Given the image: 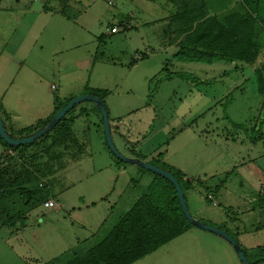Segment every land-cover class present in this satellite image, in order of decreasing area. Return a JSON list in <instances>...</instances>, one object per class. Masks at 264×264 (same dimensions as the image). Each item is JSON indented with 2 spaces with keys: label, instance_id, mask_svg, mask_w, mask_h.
Returning <instances> with one entry per match:
<instances>
[{
  "label": "rangeland",
  "instance_id": "374dc122",
  "mask_svg": "<svg viewBox=\"0 0 264 264\" xmlns=\"http://www.w3.org/2000/svg\"><path fill=\"white\" fill-rule=\"evenodd\" d=\"M236 2L241 7L239 12H256L259 19L258 57L253 63L256 69L227 61L218 66L177 61L174 55L178 49L164 20L170 14V7L163 6L162 0H72L69 8L72 24L68 26L72 37L66 42L73 41L74 45L78 42L81 46L65 50L68 57L98 53L100 59L94 68L88 69V74L91 81L106 84V89L112 92L106 100L111 101L112 116L121 117L120 127L113 131L118 151L123 156L134 154L156 165L160 162L159 155L168 151L169 160L182 164L188 161L201 178L208 177L209 188L224 186V200L218 197L209 201L207 195L213 191L208 193L205 187L189 190L187 201L197 220L226 228L231 234L236 232L231 209L251 206V198L245 204L243 200L260 192L264 185V162H254L260 137L264 135V93L260 76L264 67L258 62L264 61V5L260 6L264 0H231L234 6ZM122 22L129 25V30L121 26L119 33H109L108 29ZM55 24L56 29L64 30L58 21ZM102 34H105L103 38L98 39ZM173 73L199 77L201 84L183 80ZM81 110L90 115L80 118L75 128L84 153L80 159L70 157L58 162L59 170L47 178L49 181L42 179L17 154L6 151L0 156L1 169L21 178L36 177L38 180L28 184V189L41 193L43 188H48L44 194L54 197L62 206L57 212L39 205L25 215L20 211L26 203L23 196L16 194L0 202V210L15 213L23 223L26 218L31 229L23 236L14 235L15 230L13 233L9 229L0 230V264H49L68 252H79L81 245L77 240H91L104 221H107L104 229H109L128 211V200L121 202L119 191L123 196L122 188L125 190L130 185L127 182L131 177L137 181L139 194L134 193L137 199L147 191L152 172L125 162L120 163L121 168L135 169L137 176L121 177L118 190L115 188V168L108 169L106 164L117 163V158L108 146L102 114L90 101L76 106L77 112ZM96 113L97 127L94 125ZM227 136L239 140L244 158L249 155L247 166L228 176L224 155L229 156L231 151L224 145L220 149L215 147V142L220 144V139ZM254 146L258 148L253 151ZM245 147L249 148L248 152ZM114 189L117 191L113 192ZM131 194L127 192L123 197ZM39 198L38 202L44 204L46 196ZM258 198L253 201L254 205L260 201ZM137 199L134 201L132 196L130 201ZM111 207L114 213L108 211ZM32 223L35 227H31ZM255 250L248 252L255 254ZM134 264L243 263L228 241L193 226Z\"/></svg>",
  "mask_w": 264,
  "mask_h": 264
},
{
  "label": "crops",
  "instance_id": "0c3cea01",
  "mask_svg": "<svg viewBox=\"0 0 264 264\" xmlns=\"http://www.w3.org/2000/svg\"><path fill=\"white\" fill-rule=\"evenodd\" d=\"M71 2L72 0H0V106L6 112L9 124L14 131H19L39 121L47 120L55 113L59 104L64 103L70 97H77L85 94L86 88L109 91L108 98L112 93L110 90L106 89V87H108L106 84H96V82L91 81L90 75L88 74V69L92 66L94 68L97 60L100 59L98 58V53L95 52V54L88 53L82 56L68 57V52H65V50L67 51L74 46H81L78 42H75V45L73 41L69 43L66 42L67 39L72 37L68 31V26L71 23L70 20L73 17L69 11ZM162 4L163 6L170 7V14L165 17L164 20L168 24L167 32L171 34V40H174L178 51L181 46L185 44L187 35L192 33L181 32V30L187 27L189 21L191 22L193 19L199 18L201 12L206 14V18H214L222 23H224L225 19L231 14L246 13L239 12L241 11V7L237 6L238 2H236L234 6L231 0H162ZM260 4V6H263L264 2ZM182 13H185V15L181 16ZM55 21H58L64 30H61V28L56 29L57 26ZM199 23L200 21L195 22L194 28ZM134 25L136 24L134 23ZM258 29L259 26L257 25V33H259ZM104 35L105 34H102L98 39L103 38ZM80 36L85 38L83 34ZM258 60H260V58ZM221 62L204 64L218 66L222 64ZM258 62L259 65L261 63L264 67V61ZM184 63L194 64L202 62ZM253 68L256 69L255 67ZM260 76L262 77L261 85L264 93V73ZM87 79L88 81L86 83ZM202 81L207 82L208 80ZM198 84L201 83L199 82ZM53 87H55V89H53ZM107 97L105 98V104L109 112L112 136H114V129L118 130L121 125V117L118 116L116 118L112 116L113 107L110 108L111 101L109 105L107 102L108 100H106ZM82 112L83 110L79 112L76 111L75 115H79ZM89 116L90 115L86 116L85 114H81L74 122V132L79 141L80 139L75 131L77 122L80 118H89ZM95 116L96 123L94 125L97 127L99 117L97 113ZM238 142L239 140L231 138L230 136L220 139V144L215 142V147L218 146L220 149V147L224 145L231 151L229 156L226 157L224 155V162L227 167L226 173H228L227 176L230 174L233 175L237 169L247 166L248 164L246 158L249 157V155H247L246 158L243 157L242 149L244 148ZM246 147L245 152H248L246 149L249 148ZM252 148L254 151L258 146ZM0 153V156L6 153V149L1 142ZM128 157L141 159L134 154ZM169 158V152L166 151L163 155L161 154V157L158 159L161 163L173 166L175 169L179 170L184 175L185 180L192 183L193 190H200L207 187L208 193L213 191V195H207L209 201H215L214 199L218 197L224 200L223 194L226 192V188H222L224 186L214 190L209 188L207 186L209 178H201L200 173L195 172L194 167H192L188 161L182 164L184 162H174L173 160H169ZM254 159V162L257 164L259 161L260 164L264 162V139L260 140V146ZM112 163L106 164V168L110 169L113 166L115 168V174L117 176L115 182L116 189L121 177L127 176V178H129L131 175L137 176L135 169L134 171H130L129 169L121 168L118 162ZM132 178L133 177L127 182L130 185L127 186L125 190L122 188L124 193L123 196H125L127 192L132 194L128 198H124L119 191V197L122 199L121 202L125 203L126 200H128L126 205L128 211L141 197L137 199V195L134 194L137 190L132 182L134 180ZM151 181L152 179L150 182ZM116 189H114L113 192L118 190ZM132 196L134 197V201L137 199L136 202L130 201ZM257 197H259L258 199H260V201L257 202V205H254L253 201H256ZM237 198L241 200L240 197ZM249 198L252 199V202L250 201L251 206H248V208L239 206L234 208V210L231 209V213L235 218V235L238 236V240L248 251L257 249L258 247L264 248V185L260 188V192H254L251 196L247 195V199L243 200V204H245L246 201L248 202ZM49 199L53 200L57 205V207L52 210L58 212V210L62 208L61 204H58L54 197H49ZM112 208L113 207H111V209L108 208V211L110 212ZM112 212L114 213L115 211L112 210ZM106 224L107 221H104L99 227L97 226L98 231L91 240H77L79 242V247L81 245L80 251L87 250L94 243H97L104 232L108 233V231L116 225H113L109 229H104V225ZM33 226L34 223L31 224V227ZM2 229H9L12 233L13 230H15L14 235L18 236H23L25 233L31 231L29 226L12 229L5 227ZM96 230L97 228L94 232Z\"/></svg>",
  "mask_w": 264,
  "mask_h": 264
},
{
  "label": "trees",
  "instance_id": "16d2710c",
  "mask_svg": "<svg viewBox=\"0 0 264 264\" xmlns=\"http://www.w3.org/2000/svg\"><path fill=\"white\" fill-rule=\"evenodd\" d=\"M185 13H182L181 16ZM258 20L256 12L234 13L222 23L214 18H206V14L201 12L199 18L189 21L187 27L181 30V32L192 33L187 35L185 44L174 55L175 59L182 62L211 64L227 61L235 64L253 65L258 57L256 45ZM197 21L200 23L194 28ZM123 22L120 24L126 25L128 23V21L125 24ZM173 74L183 80H193L196 83L201 80L186 73ZM85 94L96 96L106 103L105 98L109 91L86 88ZM75 98L70 97L64 103L59 104L55 113L47 120L39 121L19 131L12 130L6 112L1 106L0 115L8 134L14 139H24L33 136L46 127L54 116ZM75 112L76 106L51 132L34 143L12 147L1 137L0 142L6 151L17 154L42 179L53 177L59 170L58 162L70 157L79 159L84 153L82 148L84 145L79 144L80 141L74 132V122L81 114L86 115L87 113L83 110L79 115H75ZM261 139H264V135L260 137ZM117 162L123 163L119 159ZM158 163L153 165L172 173L177 178L187 200L188 191L193 189L192 183L185 180L179 170L167 167L164 163ZM152 175L153 178L147 191L108 233L99 238L97 243L84 251L68 252L61 259L50 261L49 264H134L188 232L193 225L183 213L175 186L157 174L152 173ZM27 177L28 179L18 177L0 167V202L16 194L23 196L26 203L20 211L25 215L39 205L44 206L50 200L49 195L44 194L48 188H43L41 193L28 189L27 185L38 179ZM132 182L136 187L137 181L133 180ZM41 195L46 196L44 204L38 202ZM14 214L0 210V229L5 227L16 228L20 223H23ZM25 221L26 218H24L25 224L23 223L22 227L27 226V221ZM220 229L225 230L238 241L250 264H264L263 247H258L255 254L250 255L246 247L238 240L237 235L231 234L226 228Z\"/></svg>",
  "mask_w": 264,
  "mask_h": 264
},
{
  "label": "water",
  "instance_id": "95a60500",
  "mask_svg": "<svg viewBox=\"0 0 264 264\" xmlns=\"http://www.w3.org/2000/svg\"><path fill=\"white\" fill-rule=\"evenodd\" d=\"M85 101H90V102L95 103L97 105L99 111L101 112L102 118H103V123H104L105 136H106L108 146H109L111 152L114 154V156L117 159H119L122 162L133 164L137 167H140L142 169H145L147 171L155 173V174L167 179L168 181H170L176 188L177 195H178L179 202H180V205L182 207L183 213H184L185 217L187 218V220L191 223V225H193L194 227H197L199 229L209 231L211 233H214V234L222 237L223 239L228 241L234 247L237 255L239 256V258L243 264H250V262L248 261L246 255H245L244 250L242 249V247L240 246L238 241L233 236H231L225 230L207 225V224L197 220L192 215V213L190 212L184 191L182 189V186L179 183V181L177 180V178L172 173H170L164 169H161V168H159L153 164L147 163V162H145L139 158H132V157L123 156L118 151V149L116 148L114 141H113L111 122H110L108 109H107L104 101H102L100 98L93 96V95H89V94H83V95L77 96L70 103H68L65 107H63L54 116V118L50 121V123L46 127H44L42 130H40L39 132H37L33 136L28 137V138H24V139L12 138L8 134V132L6 131L4 121L0 115V137L9 146H12V147L23 146V145L33 143V142L37 141L38 139H40L41 137H43L44 135L51 132L53 130V128H55L75 106H77V105H79Z\"/></svg>",
  "mask_w": 264,
  "mask_h": 264
},
{
  "label": "built area",
  "instance_id": "2783aa9c",
  "mask_svg": "<svg viewBox=\"0 0 264 264\" xmlns=\"http://www.w3.org/2000/svg\"><path fill=\"white\" fill-rule=\"evenodd\" d=\"M124 27L125 29H129V25H123V24H120V25H113L110 30L108 29L109 33L111 34H117L120 32V28L119 27ZM53 89H55V87H53ZM57 207L56 203L53 201V200H49L47 201L45 204H44V208L47 209V210H52V209H55Z\"/></svg>",
  "mask_w": 264,
  "mask_h": 264
}]
</instances>
